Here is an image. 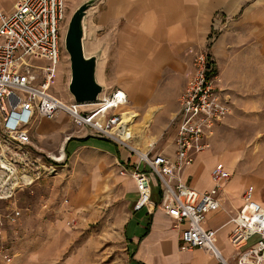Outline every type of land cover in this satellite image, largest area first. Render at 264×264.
<instances>
[{
  "label": "crops",
  "instance_id": "0c3cea01",
  "mask_svg": "<svg viewBox=\"0 0 264 264\" xmlns=\"http://www.w3.org/2000/svg\"><path fill=\"white\" fill-rule=\"evenodd\" d=\"M85 1L66 0V3ZM16 2L0 0V10L10 13ZM222 13L227 27L209 45L211 35L218 29L217 21L220 20L216 17L222 16ZM85 25L86 56L99 55L96 70L98 83L109 93L121 90L136 100L138 106L157 110L154 112V120L158 121L156 131L165 132L172 124L176 128L179 108L176 106L170 110L169 104L174 105L185 90L188 74L193 68L194 57L190 50L204 52L206 49L210 52L217 82L220 77L224 81L225 77L229 79L234 75L232 69H264V0L252 3L245 0H99ZM89 38L93 51L87 54ZM258 45L262 49L257 50ZM258 51L263 55L262 60L246 59ZM238 56L240 58H236ZM259 95V99L264 101V83ZM61 98L67 99L66 95H61ZM261 105L264 108V103ZM65 116L60 114L54 120L34 122L33 134L39 144L50 145L51 140L59 141L63 135H70L73 128ZM164 119H167L166 122L160 125ZM159 125L164 129L157 128ZM260 130L264 131V127ZM76 133L77 136L64 143L62 158L68 159L84 151L106 159H116L119 165L131 170H144L135 155L107 139L92 133L84 134L82 130H75ZM175 133L174 129L173 137L161 151L172 157ZM161 135L159 133L156 137ZM87 138V142H80ZM217 164L219 161L208 154L197 155L194 163L185 170L188 186L201 192L209 191L213 187L211 171ZM261 169L260 176L255 180L259 189L254 184L250 185L255 187V198L264 207V165ZM120 184L126 206L120 227L121 239L127 249V264H218L208 250L182 248L183 227H177L158 208L162 191L155 178H151L152 205L140 211L134 210L139 199L134 180L130 176H122ZM248 186L243 177H233L220 192L221 209L209 214L205 223L207 228L218 231L215 245L233 264L235 251L228 241L232 231L229 221L241 209L243 194ZM93 187H97L96 181ZM88 197L84 194L80 198L86 202Z\"/></svg>",
  "mask_w": 264,
  "mask_h": 264
},
{
  "label": "rangeland",
  "instance_id": "374dc122",
  "mask_svg": "<svg viewBox=\"0 0 264 264\" xmlns=\"http://www.w3.org/2000/svg\"><path fill=\"white\" fill-rule=\"evenodd\" d=\"M245 1L252 3L256 0ZM83 3H66L65 17L60 27L61 55L50 92L64 102L74 101L68 89L71 64L65 49V38L73 14ZM92 10L93 7L88 10L85 20H89ZM223 14L216 17L220 21L217 23L218 29L211 35L213 40L227 27ZM86 44L87 54L92 53L91 38ZM256 47L260 50L264 46ZM204 53L210 54L206 49ZM262 56L258 51L246 59L260 61ZM48 63H33L38 76L39 71ZM232 70L235 73L229 79L225 77L223 81L220 77L215 82L228 114L214 126L212 135L205 139L209 148L201 154L216 158L219 161L217 166L230 171L232 178L243 177L247 186L254 184L258 190L255 180L264 165V131L260 130L264 127V108L261 105L264 101L259 99L264 83V69L244 67ZM109 94V90L104 88L100 98ZM61 95H66L67 99L61 98ZM180 99L174 105L169 104V109L176 106L180 108ZM128 101L117 112L123 113V116L129 114L134 121L131 127L134 140H131L130 145L136 153L125 150L138 160V154L147 153L154 146V152H161L176 128L172 124L165 132L156 131L158 121L154 120V112L157 110L138 106L137 101L131 97H128ZM93 107L89 105L83 109L90 110ZM65 118L74 131H70V135H63L59 141L51 140L48 143L50 145H41L35 139L33 131L36 123L27 126L32 137L31 145L25 147L9 141L0 129V161L6 160L13 167L11 171L0 168V264H127V249L121 239L120 227L126 212L120 184L121 164L116 159H106L84 151L68 159L62 158L60 155L66 140L78 135L74 134L78 129L71 118L68 115ZM166 120L161 121L160 125ZM178 121L177 117L176 125ZM160 125L157 128L164 129ZM82 131L84 134H94L91 129ZM143 131L144 137L141 138ZM159 133L163 137L161 135L157 138ZM57 158L61 159L58 161ZM52 169L55 171L51 172ZM14 173L18 178L28 176L32 182L28 184L22 179L11 178ZM95 181L96 188L93 187ZM84 194L89 196L86 202L80 198ZM15 211L21 215L14 223L10 215ZM2 248L11 255L10 263L2 259Z\"/></svg>",
  "mask_w": 264,
  "mask_h": 264
},
{
  "label": "built area",
  "instance_id": "2783aa9c",
  "mask_svg": "<svg viewBox=\"0 0 264 264\" xmlns=\"http://www.w3.org/2000/svg\"><path fill=\"white\" fill-rule=\"evenodd\" d=\"M65 11L66 0H17L10 13L0 10V129L9 141L25 147L31 145L27 126L66 114L76 129H91L98 137L136 153L130 145L134 137L122 138L123 113L117 112L129 102L125 92L116 90L92 104L64 102L50 92L61 55L60 27ZM190 54L194 57L193 68L180 99L173 157L155 153L154 146L151 151L138 154L144 170L120 165V175L130 176L136 184L139 199L135 211L152 205L151 178H155L162 191L158 208L177 227H183L182 248L205 249L218 264H230L215 245L218 231L207 228L205 223L209 214L221 209L220 192L232 174L223 166H216L211 171L213 187L206 192L188 186L185 178V170L209 148L205 139L228 114L208 55L197 50H190ZM41 61L49 63L38 76L33 63ZM89 105L94 107L83 109ZM22 115H26L27 124L15 122V117ZM20 215L19 211L13 212L11 221L17 222ZM229 224L232 231L228 241L235 251V264H264V207L255 198L254 186L245 189L243 205ZM1 257L7 263L12 261L5 248Z\"/></svg>",
  "mask_w": 264,
  "mask_h": 264
},
{
  "label": "water",
  "instance_id": "95a60500",
  "mask_svg": "<svg viewBox=\"0 0 264 264\" xmlns=\"http://www.w3.org/2000/svg\"><path fill=\"white\" fill-rule=\"evenodd\" d=\"M98 1L87 0L75 11L65 38V49L71 64V80L68 89L74 101L79 104L96 103L104 91V87L96 79L99 55L87 57L84 47L85 19L88 10Z\"/></svg>",
  "mask_w": 264,
  "mask_h": 264
},
{
  "label": "bare ground",
  "instance_id": "6f19581e",
  "mask_svg": "<svg viewBox=\"0 0 264 264\" xmlns=\"http://www.w3.org/2000/svg\"><path fill=\"white\" fill-rule=\"evenodd\" d=\"M122 123H123V125L125 126V128H124V132H123V135H122V138L125 139V140H130L131 137H133V135H134V132H133V130L131 129V127L134 125V121H133V119L131 118V116H130L129 114H127L126 116H122ZM135 135H136V134H135ZM140 137H141V138L144 137V131L141 133ZM136 138H137V137H136ZM61 157H63V154L61 155ZM57 159H58V158H57ZM60 159H61V158H60ZM60 159H58V161H59ZM0 168H3V169H5V170H7V171H11V170H13L12 165H11L9 162H7L6 160H1V161H0ZM14 170H15V169H14ZM54 171H55L54 169L51 170V172H54ZM15 175H16V174L14 173V174H13V177H11V178H14L15 180H20V179H22V180L25 181V183H28V184H30V183L32 182L31 178L28 177V176H23L22 178H18V177L15 176ZM11 178H10V179H11ZM10 179H9V180H10Z\"/></svg>",
  "mask_w": 264,
  "mask_h": 264
},
{
  "label": "trees",
  "instance_id": "16d2710c",
  "mask_svg": "<svg viewBox=\"0 0 264 264\" xmlns=\"http://www.w3.org/2000/svg\"><path fill=\"white\" fill-rule=\"evenodd\" d=\"M211 40H212V42H213V37H211ZM208 60H209V62H210V64H212V66L214 67V65H213V63H212V60H211V57H210V55L208 54ZM212 76H216V74H215V70L213 71V73H212ZM72 140V139H71ZM70 140V141H71ZM89 140V138H87V139H85V140H83V141H80V142H82V143H85V142H87ZM108 142H111V141H109V140H107Z\"/></svg>",
  "mask_w": 264,
  "mask_h": 264
},
{
  "label": "clouds",
  "instance_id": "9594fccd",
  "mask_svg": "<svg viewBox=\"0 0 264 264\" xmlns=\"http://www.w3.org/2000/svg\"><path fill=\"white\" fill-rule=\"evenodd\" d=\"M24 119H26V115H22V116H19V117L16 116V117H15V122L21 120L20 122H24V124H27V122H25Z\"/></svg>",
  "mask_w": 264,
  "mask_h": 264
}]
</instances>
